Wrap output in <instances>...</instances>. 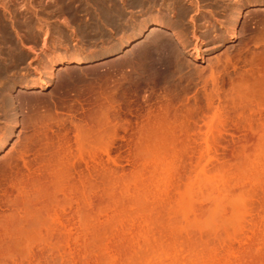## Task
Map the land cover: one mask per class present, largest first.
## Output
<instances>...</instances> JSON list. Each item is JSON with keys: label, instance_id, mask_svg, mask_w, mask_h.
<instances>
[{"label": "rangeland", "instance_id": "374dc122", "mask_svg": "<svg viewBox=\"0 0 264 264\" xmlns=\"http://www.w3.org/2000/svg\"><path fill=\"white\" fill-rule=\"evenodd\" d=\"M0 144V264H264V0H0Z\"/></svg>", "mask_w": 264, "mask_h": 264}, {"label": "bare ground", "instance_id": "6f19581e", "mask_svg": "<svg viewBox=\"0 0 264 264\" xmlns=\"http://www.w3.org/2000/svg\"><path fill=\"white\" fill-rule=\"evenodd\" d=\"M239 15L240 14H238V16H236V19L234 20V22L236 23L237 22V20H238V18H239ZM193 18V17H192ZM241 21V20H240ZM152 23V22H151ZM149 24V23H148ZM237 24V23H236ZM144 25V24H143ZM152 25H162V22L161 21H155V22H153V24ZM236 26V25H235ZM184 27V26H183ZM152 29V28H151ZM145 30H146V28H145ZM235 27H234V30H233V32H235ZM142 33V32H141ZM174 33H175V36L177 37V39L182 43H184L185 41H183L184 39H182V36L183 35H181L179 32H177V31H175L174 30ZM234 35H235V33H234ZM135 36V35H134ZM145 36V35H144ZM142 37V36H141ZM184 37V36H183ZM136 38V37H135ZM134 39V38H133ZM132 40V39H131ZM128 44V42H126L125 43V45H127ZM43 46H45V44H43ZM242 47V46H241ZM124 48V47H123ZM197 47H195V49H196ZM240 50V49H239ZM114 51V50H113ZM112 52V51H111ZM198 52V51H197ZM196 57L198 58V59H203L201 56H199V54H197L196 55ZM79 59V58H78ZM232 59V58H231ZM62 60V59H61ZM81 60V59H80ZM238 60V59H237ZM77 61V60H76ZM67 61H63V62H61V63H59V64H64V63H66ZM78 62V61H77ZM82 62V61H81ZM229 62V61H228ZM55 63V62H54ZM69 63V62H68ZM76 63V62H75ZM58 63H56L54 66H52V70H55L57 67H59L58 65H59ZM50 66V67H51ZM50 69V71H52ZM210 69V68H209ZM214 71V70H213ZM212 72V71H211ZM52 73V72H51ZM52 75V74H51ZM49 83V82H48ZM26 85V84H25ZM29 85H30V83H29ZM34 85V84H33ZM37 86H40V87H44V86H47V83H44V84H39V85H37ZM34 87H36V86H34ZM218 90V89H217ZM216 96V95H215ZM218 96V95H217ZM216 96V97H217ZM221 97V96H220ZM213 98V97H212ZM219 99V98H218ZM215 102V101H214ZM210 104V103H209ZM215 105V104H214ZM219 106V105H218ZM213 108H215V107H213ZM218 113V112H217ZM15 121H17V120H15ZM15 121H14V123H15ZM18 124V123H17ZM13 126V125H12ZM11 126V127H12ZM11 130H13V129H11ZM9 132H11L10 130H9ZM10 134H12V133H10ZM13 137V136H12ZM253 137V136H252ZM254 138V137H253ZM4 139V138H3ZM11 139V138H10ZM248 141H250L249 139H247ZM256 140V139H255ZM251 142V141H250ZM8 145V144H7ZM0 146H1V144H0ZM79 147V145L77 146V148ZM79 149V148H78Z\"/></svg>", "mask_w": 264, "mask_h": 264}]
</instances>
